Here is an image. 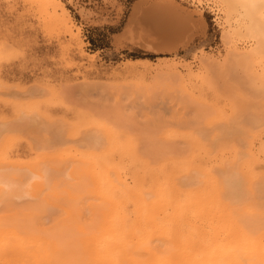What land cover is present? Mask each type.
I'll return each instance as SVG.
<instances>
[{
  "label": "bare ground",
  "instance_id": "obj_1",
  "mask_svg": "<svg viewBox=\"0 0 264 264\" xmlns=\"http://www.w3.org/2000/svg\"><path fill=\"white\" fill-rule=\"evenodd\" d=\"M11 1L12 3L15 2V0ZM20 1H22V3L36 5L42 21L45 24L47 23L48 25L50 24V26H53L50 28L51 30L54 28L59 29L60 32L62 31L66 33L67 36H69V42H71L74 45V48H76L75 52L78 58H84L87 60L88 66H86V68L89 67L87 68V71L88 69H93L95 71L93 68L94 55H89L83 51L82 43L78 36V30H76V33H73V23L60 0ZM167 1L168 0L165 2L164 0V2L167 3L165 5L168 7L169 1ZM156 2H152L155 7L157 5ZM221 2L226 6L225 15L230 16L231 18L232 14H235V18L232 17L235 19L233 22V28L228 26L232 30V33L230 34H233V36L240 35L242 37L240 33L244 32L255 40V46L253 48L249 47L251 50L248 52H243V50H239L236 45H234L231 50V55H228V52L227 56H231V60L232 62L234 61L235 67L239 66L237 68L243 70L246 77L247 87L250 91H252L254 95L256 94L257 97L264 98V0H221ZM14 4L15 3L9 6L14 7ZM163 4H159V7H161V5L163 6ZM21 5L23 6L26 4ZM169 5L171 7V4ZM13 7H11V9H13ZM171 10L173 11V8ZM153 16L156 17L157 15ZM162 19L158 21L162 22ZM178 20L180 21L176 23H174L175 21L173 22L174 25L172 22L168 24L165 20L167 25H164H166V30H168L166 32H169L172 36L183 35L186 30L185 25L187 24L181 21L182 19ZM156 21L157 20L155 19L154 22ZM151 22H153L152 18ZM154 22L153 24H155ZM185 22H187V20H185ZM42 25L43 27L46 26L44 24ZM224 32L226 31H223V33ZM129 34L131 33H128V35ZM223 36L226 35L224 34ZM176 38L178 39V37ZM227 38H229V36ZM230 39L231 35L229 40ZM71 43L68 44L70 45ZM8 48L6 47L5 50ZM2 51L4 50H1L0 48V62L5 59L4 56L6 55H3L4 59H2V53H4ZM7 59L8 58H6V61ZM162 60L163 59L160 61L163 63L165 70L164 72L156 71V74L164 73L165 75L167 74L168 77L170 75L174 77L176 76L178 81H181L182 84L179 88H173V84L169 86L170 83L167 84V81L166 83L162 82L163 85L159 82V89L167 86L166 88L164 87L166 91L157 89L153 90L150 94L149 90L152 89L150 83L151 86L148 90L149 92H147V88L145 89V85L147 84H143L144 82L142 79V86L138 83L134 84L131 80L133 82L132 84L135 85L134 90L138 89V95L146 98L147 103L150 101V104H153V102H155L153 101L155 99H153V97L155 94L157 95L158 90L160 91L158 94L161 97V95L167 93V89H169L168 92L171 91V94L173 92V95L167 93V95H170V100H177V97L174 95V92H177L176 95L178 97L180 94L179 100H177L178 102L183 98L182 96H185L186 99H188L187 103L190 101L191 105L192 102H196L193 104L197 105L198 103L208 107L209 105L205 102V98L203 97V90L210 89L215 94L216 88L214 84H217V82L214 81V83L210 77V71H206L207 64H205L206 66L204 65L206 67L205 69L203 68L204 70L200 67L198 70H193L194 68L191 69L190 66L184 65L185 62L179 64L173 62V60L170 61L169 58ZM205 61H210V64L211 62H215L214 59L211 60V58L206 55L203 57V62ZM217 61L215 64L219 67L220 65L218 66L217 64L220 62L218 61V63ZM230 61L227 65L232 64ZM149 62L150 61L147 59H134L128 60L126 65L127 63L129 65L133 63L149 65ZM209 63V66H213V64L210 65ZM203 64L201 65L203 66ZM233 65L231 67H229V65V68L225 65L227 68H221V72L217 70V76L219 75L218 77L221 79L220 81H222V78L225 76L228 78V76L233 75ZM84 68L85 67H83V69ZM156 68L158 69V67ZM231 68L232 70H230ZM215 69L216 68H214L213 71H215ZM89 72H87V75ZM83 74L86 73L84 72ZM213 74L214 73L211 75L216 76ZM220 74L224 77L221 78ZM130 75L132 76V74ZM167 76L165 78H168ZM165 78L161 79H164L165 81ZM216 79L217 77L215 80ZM224 79L226 80V78ZM154 80H156V78L152 81ZM171 81L173 82V80ZM1 82L0 87H3ZM232 82H229V85L224 80L221 82L226 84L223 85V90L225 91V93L223 91L224 94H226L229 89L233 92V89H231L234 87ZM128 83L130 84V82ZM140 87H143L142 90ZM129 89V92L131 93L133 88L130 87ZM175 89H177V91H175ZM235 90L234 92L237 97H239L240 94H237V92H240H236ZM111 91L108 94L113 92ZM117 91H115L116 96L118 95ZM115 92H113V95H115ZM124 92L130 94L128 90L127 92ZM154 92L156 93L154 94ZM219 93V97H221L222 92ZM167 95L165 96V99L164 95H162L166 102L168 101L166 100ZM241 96L239 98L242 100L246 99V97L243 99V96ZM112 97L113 96H111V98ZM117 98L118 97H116V100ZM141 99L142 98H140L139 103L141 102ZM235 99L237 100L236 97ZM135 100L136 99L132 101L131 99L132 102H130L133 105L138 104ZM137 100L139 99L137 98ZM155 100L157 101V99ZM170 100L167 102L169 105L172 102H175H171ZM184 100L185 99H182L180 102L182 109L183 106L186 108ZM142 101L143 105L146 104L144 99ZM177 101L175 103H178ZM246 101L248 100L246 99ZM227 102L229 103V101ZM154 104L156 105V102ZM163 104L166 106L165 102ZM180 104H176L174 109L172 108V104V110L175 111L177 109L176 106H178L179 109ZM245 104L247 103L245 102ZM201 106H199L198 109H200ZM229 106L230 111L233 109L234 113L235 106ZM187 107L189 106L187 105ZM209 107H211L212 110H215V115L211 116L212 119L214 117V119L216 118L215 120H218L225 117L223 116V113H220V111L217 110V108H212V105ZM244 107L245 106L242 108L241 106V110H244ZM144 110H141L143 114H145L146 111ZM149 110L151 109L149 108ZM22 111L24 113L23 115L26 117H24L25 119H27L29 113L32 114L30 115L31 122L34 121L33 116L35 115L39 119L38 121H41L42 118L46 119L45 123L43 120L44 125H46L42 130L47 127L44 131L48 132V130L51 129L50 127L55 126L53 124L56 122L54 121L51 123V121H53L51 118V121L49 120V122V116L36 109V107H27ZM201 111H203L202 108L200 109L199 114L203 116L204 111L203 113ZM194 112L197 114L198 110L195 109ZM199 114L197 116H199ZM20 116L21 114L17 117ZM95 117H99V115L96 114L92 116V118L84 119L82 121L80 120V122H78L80 123L79 125L74 124V127H76V129H74L75 131L77 128H84L83 126L87 127L90 132L93 130L91 135L89 133L86 136L87 140L85 141H89V146L92 145L94 150L84 153L82 151V153L73 154L61 153L66 157H63L65 160H62L61 162H59V158H62L61 156L63 155H60L59 153L57 154L58 157L60 156L59 158L57 157L59 160L55 159L56 161H47V159H45V163L43 161H40V163L37 158L33 157V160L27 159L29 160L27 162L26 160H22L21 154L17 152L11 153L10 151L9 154L7 152L8 147L9 149L11 148V142H13L14 138H11L12 141L4 138L6 141L0 143V214L2 210V212H5V214L0 215V264H264V135L256 139V135L251 130L247 128L244 129V127L243 130L241 125L238 126L239 124L237 123L239 130H243L242 135H234V132H236L235 127H237L235 124L234 132H232L233 134L231 135L229 134L231 133L229 130L230 128L227 129L228 132L230 131L229 133L225 131V128L223 129L225 134L231 136L232 140H225L230 139V137L223 135L224 132L222 133V131L221 133L223 136L218 134L219 131H216L219 137H216L215 140H210L211 142L209 141V137L207 138L205 136L208 142H204L203 139H205V137L202 138L204 135L201 137V133L200 135H198V133L197 135L193 133L192 135L189 134L186 136L185 143H187V149L182 153L176 150L179 154H175L174 150L169 149L173 151V153L165 152V154L159 155L157 151H153L158 155L156 154L153 158H150L151 156L147 157V151L145 152L144 150H147V148L139 149L138 144L140 145L141 142L139 143V141H137L136 136L133 135L136 139L129 136L130 134L128 135L126 130L120 129L121 126H119L120 131L117 127L105 123V121H103L104 115H102L101 119L100 117L98 118L102 121L95 120ZM230 117L231 116L228 118ZM118 118L116 117L117 120L112 121H117L119 124L120 120L118 121ZM208 118L210 117H207V119ZM162 119L163 115H161V120ZM27 120L24 122L26 123ZM228 120L231 126L233 119ZM226 121L224 120V122ZM1 122L2 121H0L1 125L7 123L6 121L3 123ZM19 122H21V120H19ZM34 122H32V125H34ZM210 122L212 123L214 120H210ZM117 123L114 124L118 126ZM7 124H9V122ZM4 126H6V124H4ZM8 126L11 127V129L9 127L6 129L12 130L15 125L11 126L9 124ZM226 126L229 125L226 123ZM15 127L14 129H16ZM34 127L38 128V126ZM0 128H2V126ZM67 128L72 129L70 126ZM6 129L5 131L4 128L1 129V132L3 130L5 133ZM58 129L59 127L56 128V133L58 132ZM67 130L68 129L65 131ZM239 130L237 131L238 133H240ZM82 131L84 132V129ZM82 131L79 133L81 134ZM74 132H70L69 135ZM58 134H61V132L59 131L57 133V137ZM217 134L216 136H218ZM232 135L234 137H232ZM72 136H76V132L75 135ZM80 136L84 138L83 134ZM80 136H78V138ZM3 137L4 135H2L1 140ZM45 137H43L45 141L48 142L51 140L47 139L49 137ZM211 137L214 139L213 136ZM235 137H237V140ZM60 139L61 141H64V138H61V135H59L58 141L61 143ZM79 139L83 141L81 137ZM56 140H58V138ZM256 140H260L257 148L255 147ZM233 141L235 142L233 143ZM42 143L44 142H40V144ZM57 144V146L51 144L53 147L50 148H53L54 152L58 149L61 150V148L57 149L58 146L61 147V144ZM87 145L88 144L86 143V146ZM63 148L62 151H64ZM60 150H58V152ZM79 150L82 149L79 147ZM39 151L38 148V152ZM150 151L152 152V150ZM41 152L42 151H40V153ZM43 152L50 153L51 155L53 151L51 152L48 149V152ZM54 152L53 154L56 153ZM149 155L150 153H148V156ZM36 159L37 162L35 161V163L34 160ZM31 161L34 163H30ZM42 163L49 165H44ZM64 164L67 167L64 168ZM65 169L68 173L63 177L68 181H63L61 179L62 177H60L59 181H54L59 174H65ZM53 172H55L56 175L59 174L54 178L53 174L55 173ZM256 195L258 196L256 197ZM16 198L30 200V204L26 201L28 205L34 206V204H31L32 201L37 206L24 208L23 205V210H17V206L14 207L17 203H11L15 202L14 199ZM82 199L84 203L86 202L85 204L81 202ZM262 200L263 203L261 202ZM11 206L16 210H13V207ZM25 206H27V204ZM42 206H44V208L48 207L47 209L45 208V211L43 212H48L50 207L57 211L55 216L50 218L51 223L47 227H44L43 222L40 221V212L43 210L40 211V208ZM2 207H5V209H2ZM20 207H22V205H19V208ZM82 209L83 212L88 210V213L85 214L86 216L88 215V217H85L83 212L82 215L80 214ZM8 211L11 213L6 214ZM83 216L88 219H84Z\"/></svg>",
  "mask_w": 264,
  "mask_h": 264
},
{
  "label": "rangeland",
  "instance_id": "obj_2",
  "mask_svg": "<svg viewBox=\"0 0 264 264\" xmlns=\"http://www.w3.org/2000/svg\"><path fill=\"white\" fill-rule=\"evenodd\" d=\"M10 1L11 0H6V1L0 0V48L1 50H4L2 51L4 52L2 53V59L5 58L4 59L5 61L1 60L0 62V77H1L0 79L2 81L0 82L3 84V87H4V88L0 87L1 88L0 89V121H2L1 123L6 121L7 123L9 122L11 126L12 125L17 126V127L14 126L16 129H14L13 127L14 130L13 129L10 130L11 127L8 126L9 124L7 123H3V125L0 124L2 126V128H0V135H1L0 143L6 141L7 139L11 140V138L12 139L14 138L13 142H11L12 140L10 141L12 145L10 144L11 145L10 149L8 147L7 149L8 153L9 151L11 153L17 152L22 155L21 157L22 160L24 161L26 160L27 162L29 161L27 159L33 160L32 159L33 157L37 158L38 162L40 161L44 162L45 159H47V161L48 160L56 161L55 159H57L58 153L60 155H63L67 153L73 154V153H82V152L84 153V152L93 151L94 148L92 147V145L89 146V141H85L87 140L86 136L89 133L91 135L93 130H91L90 132V130L87 127L83 126L84 128H77V130L75 131L74 129H76V127H74L75 126L74 124L79 125L80 123L78 122H80V120L82 121L84 119L92 118V116L96 114L99 115L100 119L102 118V115H104L103 121H105V123L109 124L110 126L117 127L118 130L120 129L126 130V132H128L127 134L128 135L130 134L129 136H132L135 139L137 137V141H139V143L143 142L142 144L140 143V145L138 144L139 149L147 148V150L146 149L144 150L145 152L149 151L148 153H150V155L148 156L147 152H146V155L147 157L151 156L150 158H153L157 153L159 155L165 154V152L173 153V151L169 149L174 150L175 154H177L178 151L182 153L185 149H187V143H185L186 141L185 139L187 138L186 136H188L189 134L192 135L193 133H195L197 135L198 133V135H200L201 133L200 136L202 137L204 135L202 138H204L205 136L207 138L209 137L210 138L209 141L215 140L216 137H219L218 134H220L221 136L223 135L228 136L229 134L231 135L233 134L232 132H234V124L235 126H237L238 124H239L238 126L241 125L242 129L244 127V129L247 128L251 130L256 135V139L264 135V111H263L264 98L259 97V96L257 97L256 94L254 95V93L250 91V89L247 87L246 77L243 73V70L241 68L238 69L237 67L239 66L235 67V63L234 61L232 62L231 56L230 57L227 56L228 52H229L228 55H231V50L234 45H236V47L239 50L241 51L243 50V52H248L249 50H251L250 48H253L255 46V40H253L252 37H249L248 35H246L244 32L240 33L242 37L240 35L238 36L234 35L236 38L233 36V34H230L232 33V30L230 28H233V24H234L233 22L235 21L234 19L235 14H232L231 18L230 16L225 15L226 6L225 4L221 2V0H199V1L198 0H168L169 2L168 1L167 2H168L169 8L165 5L167 4L165 3L166 0L165 2L164 0L162 1L160 0H147V1L146 0H60L64 8L67 10V13L71 19V22L73 23V33H76L77 32L76 30H78V36H79V39L81 40L83 51L89 55H94V67L93 68L95 69V71L93 69L92 70L88 69L87 71V68H89V67L86 68V66H88L87 60L84 58H80V59L78 58L75 52L76 48H74V45L71 42H69V39H68L69 36H67L66 33L62 31L60 32L59 29L53 28L51 30L50 28H52L53 26H50V24L48 25L47 23L46 25L42 21V18L39 16L40 13L38 12L36 5L28 4L24 2L22 3V1L19 0L21 2L20 3L18 0H15V2L13 3L17 5L14 4V7L11 6L13 7V9H11L9 5H13V3L12 1L11 2ZM152 2L157 3V5L155 3L156 7L153 6L154 4ZM161 3L163 4V6L161 5V7L163 8L159 7L160 6L159 4ZM21 4H26V5L22 6ZM169 4H171V7ZM172 8H173V11L171 10ZM153 15H157V16L155 17ZM151 18L153 22L155 19L157 20L156 22H154L155 24L151 22ZM161 19L163 21L162 22L160 21L161 22L160 23L158 20H161ZM164 19L166 20L168 24H170L171 22L173 23L174 21H175L174 23L179 22L180 20L178 19H182L181 21L187 24L185 25L186 33L184 31L183 35L180 34V35H173V36L169 34V32L167 33L166 32L168 31L166 30L167 23L165 22ZM185 20H187V22H185ZM40 23L46 25L44 26L45 28ZM223 31H226V32L223 33ZM227 31L229 32V34ZM128 33H131V34L128 35ZM140 33H143V34H140ZM224 34L226 36H223ZM230 35H231V39L229 40ZM228 36L229 38H227ZM176 37H178V39ZM237 37H241V38H237ZM151 41L152 42L155 41V42L152 43ZM67 42L71 44L69 45ZM69 46H71L73 49ZM6 47L7 48L11 47V48H8L7 50H5ZM3 55L7 57L4 56L3 58ZM205 55L207 57H210L211 60L214 59L215 62L214 63L211 62L213 66L208 65L210 61L203 62V57ZM6 58H8L7 61H6ZM74 58H77V59H74ZM168 58L170 61L173 60V62H177L179 64H183L185 62L184 65L190 66L191 69L194 68L193 70H198L199 67L202 69L203 68L205 69L207 67L206 71L207 70L210 71L208 72L210 73V77L212 78L213 82L214 81L217 82V84L214 82L216 93L214 94L210 89H205L203 90L204 91L203 97L205 98V102L208 103L209 106L212 105V108L214 109L217 108V110L220 111V113H223V116H225L226 118L223 117L222 118L223 120L222 119L215 120L216 118L214 119L213 117L212 119L211 116L215 115L214 114L215 110H212L211 107L209 106L207 107L203 104H201L202 105L201 106L200 104L197 103V105L201 106L200 109L202 108V110L204 111L203 116L200 115L199 114L200 109H198L199 106L193 104L196 102H192V105H193L192 106L190 101L189 103H187L188 99H186L185 96L181 95L183 98L180 99V102L182 99H185L184 104L186 106V108H184V106L182 105L183 106V109H182L180 102L177 101L179 100L180 94L178 97L176 95L177 92L176 93L174 92L175 97H177L176 101L178 102V103H175L176 102L175 100L169 99V96L173 95V92L172 94L170 93L171 91L168 92L169 89H167V93H169L170 95H167V93H164L162 95H164V99H165V96L167 95L166 100L168 101L170 100L171 102L175 101L174 102L175 104L172 102L169 105V103H167L168 101L167 102L164 101L162 95L160 97V95L158 94L160 93L159 90H165L164 89L165 86L159 89L160 88V86H158L159 82L166 83L167 81V84L170 83L169 86L173 84V88H176V87L179 88V86L182 84L181 81H178V78L176 76L174 77L170 75L169 76L170 78H169L167 74L165 75L164 73L156 74V71L164 72L165 68L163 67V63H161L160 60L161 59L166 60ZM134 59H147L150 62H149V65L143 64V63H136V64L133 63L134 65L133 64L129 65L127 63L126 65V62L128 60H134ZM216 61L219 63L217 64L218 66L220 65L219 67L216 66L215 64ZM229 61L232 62V64H229L230 66L227 65ZM160 63H161V66H160ZM200 63L201 64L204 63L203 66L207 64V66L205 65L206 67L205 66L203 67ZM225 65L227 67L228 66L231 67L232 65L234 66L232 67L233 70L232 68L230 69L233 72L232 76H228L227 78L226 76L224 77L222 76V74H220L221 78L222 77L226 78V80L224 78L222 79L225 82H227L228 85H229V82L233 81L232 82L233 84L232 83L231 84L234 87L230 84L233 87V88L230 87L231 89H233V92L232 90L229 89L228 90L229 93L226 92V94H224L225 91L223 90L224 88L223 85H226V84L221 83L223 82V80L220 81L221 79H219L218 77L219 75L217 76L218 74L217 70L221 72L220 69L223 67L225 68L226 67ZM83 67L85 68L83 69ZM156 67H158V69ZM213 67L216 68L215 71H213L214 70ZM154 69H157V70H154ZM83 70L86 74H83L84 73ZM85 70L87 72H89L90 70L88 75ZM212 73H214L213 75H216V76H212L211 75ZM130 74H132V76ZM81 75H85V76H81ZM166 76L169 79L165 78ZM82 77H85V78H82ZM216 77L217 79L215 80ZM155 78L156 80L152 81ZM161 78H165V81L164 79H161ZM141 79L144 82L143 84L149 85V86L145 85V89L147 88L146 91L147 92L150 91L149 92L150 94L151 92H153V90L159 89L157 91L158 92L157 95L155 94L156 92H154L155 96L152 93L154 96L153 99L154 98L157 99V101L155 99L153 100L156 102V105L154 104L155 102H153V104L152 103L150 104V101L147 103L146 98L140 97L137 93L138 89L137 90L135 89L136 90L135 92L134 84L138 83L142 86ZM131 80L134 82V84H132L133 82ZM171 80H173V82ZM128 82H130V84ZM161 85H163V83ZM150 86L152 89L149 90ZM130 87L133 88V90L131 89L132 94L129 92ZM177 89H175V91H177ZM111 90L113 92L118 90L117 91L118 95L116 96V92H115V95H113L114 93ZM127 90L131 95L124 92V91L127 92ZM234 90L236 92L239 91L240 93L237 92V94H240V96L242 95L243 99L244 97H246L248 101H246V99L242 100L241 98H239L240 96L237 97ZM110 91L112 93L108 94ZM219 92H222L221 97H219L220 96ZM109 95L113 96L114 99L113 97L111 98V96ZM115 96L118 97L117 100ZM130 96H131L132 101L136 99L135 102L138 104L133 105L131 103L132 101L130 99ZM235 97L237 98V100L235 99ZM137 98L139 100H137ZM140 98L142 99H141V102L139 103ZM172 98L174 99L173 96ZM143 99H144V102L146 103L144 105L142 101ZM227 101H229V103L231 101L232 104L231 103L229 104ZM244 101L247 104H245ZM164 102L166 106L168 107L164 106L163 104ZM32 104L34 105V107ZM176 104L177 105L180 104L179 105L180 110L178 109V106H176L177 109L175 108L176 110L174 111L172 110V108L174 109V106ZM171 105H172V108H171ZM187 105L189 107H187ZM229 105H232L233 107L235 106L234 113H233L232 106H231L232 110L230 111ZM241 106L242 108L243 106H245L244 110L243 109L241 110ZM27 107L28 108L36 107V109L48 115L49 116L48 121L49 120L51 121V119L53 120L51 121V123L55 121L56 123H54L53 125H55L56 128L59 127L58 132L60 131L61 134H58V137H57L58 132L56 133L55 126H52L51 124L50 125L52 127H50L51 129H49L48 132L44 131L45 129H47V127L44 128V130H42L43 127L46 125V124L44 125L46 119L42 118V120L40 119L41 121H38L39 119L36 117V115L33 116L35 122L32 121L34 122V125H32L33 123L31 122V116H30L32 114L30 113L28 114L30 117L27 115L28 120L25 119L26 117L23 115L24 113L22 110H24ZM147 107H148V110H147ZM236 107L237 109L239 108L240 110L238 109L239 110L238 111ZM149 108L151 110H149ZM194 108L198 110L197 114L194 112L195 110ZM141 110H144L145 114H143ZM203 111L201 112L203 113ZM19 113L21 114L20 117L22 118L17 117L20 115ZM198 114L199 116H197ZM161 115H163L162 120L164 121L161 120ZM158 116L160 119L158 118ZM227 116L228 117L231 116V117L228 118ZM38 117H41V116H38ZM99 117H95V120H99L98 119ZM116 117L117 118L119 117L118 121L119 120L121 121V122L119 121V124L117 123V121L114 122L115 120H117ZM207 117H210L211 119L208 118L209 119L208 120ZM228 119H233V122H231L233 126L232 125L230 126V122ZM19 120H21V122H19ZM26 120L27 122L25 123L24 121ZM43 120H44V123H43ZM210 120H214V122L211 123ZM224 120L225 121L227 120V121L224 122ZM99 121H102V120H99ZM114 123L115 124L117 123L118 126H116ZM226 123L229 126H226ZM4 124H6V126H4ZM34 126H38V128ZM68 126L72 127V129L70 128L71 129L70 130L69 128H67ZM119 126H121L120 129H119ZM238 126L235 127L236 132L239 130ZM7 127L10 128L9 130L11 132L8 129H6ZM53 127L55 128V130ZM3 128H4V131L6 129L5 133L3 132V130L1 132V129ZM224 128H225V131H227V129L230 128L229 130L231 131V133H229L230 131L229 132L227 131L229 134H225V131L223 130ZM66 129L68 130L65 131ZM83 129H84V132L82 131ZM242 129L239 130L240 133L234 132V135L235 134L242 135V132L244 130ZM74 131L76 132V136L73 137L72 135H75ZM80 131L83 132V133L81 132V134H83L84 138L80 136L81 135L79 133ZM216 131L217 132L219 131L218 134ZM221 131L222 133L224 132L223 135ZM70 132H74V133L73 134L71 133V135H69ZM214 133H216L218 136H216V134ZM50 134H52L53 136ZM2 135H4V137L1 140ZM49 135L50 137H53L54 139L50 138ZM59 135H61V138L62 137L64 138V141H61L60 139L61 143L58 142ZM133 135L136 137H134ZM78 136H80L81 139H83V141H81L79 139L80 137L78 138ZM211 136H213L214 139ZM43 137L45 138L49 137L47 138L48 140L49 139L51 140L53 139V140L52 141L49 140L48 141L49 143H48L47 141L44 140ZM206 137L205 139H203L204 142L207 141ZM228 137H230V139H225V140H232L231 136H228ZM232 137L234 136L232 135ZM4 138H6V140ZM57 138L58 140H56ZM235 138L237 140V137ZM42 141L44 143L40 144V142ZM259 141L260 140H256V143H255L256 148L257 146H259ZM234 142L235 141H233V143ZM50 143L55 144V145L57 143L61 144V147L58 146L57 149L61 148V150L60 149L58 150L62 151V148L64 147L63 148L64 151L58 152L57 150L55 151L56 152L55 153L54 149L50 148V147H53V145H51ZM86 143L88 144L87 146H86ZM144 143H145V146H144ZM240 143H241V140H240ZM77 146H78V149H77ZM88 146H89V150H88ZM141 146H144V147H141ZM79 147L82 150H79ZM38 148L40 151H42L41 153L40 151L38 152ZM48 149L51 152L53 151L55 154H53L52 152L53 155L52 154L50 155V153L43 152V151L48 152ZM150 150H152V152ZM166 150H168L169 152ZM153 151H157V153ZM45 154L47 155V157ZM61 157L63 158L65 156L63 155ZM62 158H59L60 160L59 159L57 160L61 162L62 160H65L66 157L63 159ZM37 159L34 160V162L35 161L37 162ZM32 162L33 161H31L30 163ZM44 165H49V164H44ZM63 167L65 168L67 166H65L64 164ZM67 173L68 171L66 170L65 174L58 173L59 176H57L58 174L56 175V173L53 174L54 178L55 176H57L56 180L54 181H59L60 177H62L61 179L64 181L65 179L63 176L67 175ZM257 196L258 195H256V197ZM14 200L15 202H11V203H14V204L17 203L14 205V207L17 206L16 208L17 210H21L23 208V205H24V208L31 206V205H28V203H26L27 201L30 204V200H26V199L23 200L21 198L19 199L16 198ZM258 200H259V197H258ZM81 202L84 203L83 199L81 200ZM261 202L263 203V200ZM26 204L27 206H25ZM31 204H34V206H37L32 201H31ZM19 205H22V207L19 208ZM34 206L32 205L31 207H34ZM14 207L12 209L16 210ZM42 207L40 208V211L43 209L40 212V215H41L40 221L43 222L44 227H47L51 223L50 218L52 216H55L57 211L50 207L48 209V212H43L45 211V208L47 209L48 207H45V208L44 206ZM0 208H1V204H0ZM2 209H5V207L4 208L2 207ZM8 209H11V208H8ZM2 211L0 215L5 214V212H2ZM87 211L88 210H86V212H83V209H82L80 214L82 215V212H83L84 213L83 215H85L86 213H88ZM10 213L11 212L8 211V213L6 214H10ZM85 217H88V215L87 216L85 215ZM84 219H88V218H84Z\"/></svg>",
  "mask_w": 264,
  "mask_h": 264
}]
</instances>
